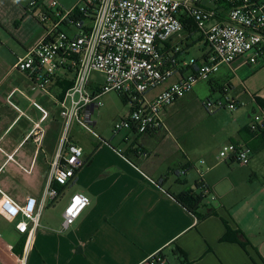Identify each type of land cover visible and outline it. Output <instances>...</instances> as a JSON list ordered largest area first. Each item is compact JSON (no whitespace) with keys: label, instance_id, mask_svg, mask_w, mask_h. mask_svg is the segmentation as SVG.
Listing matches in <instances>:
<instances>
[{"label":"crops","instance_id":"0c3cea01","mask_svg":"<svg viewBox=\"0 0 264 264\" xmlns=\"http://www.w3.org/2000/svg\"><path fill=\"white\" fill-rule=\"evenodd\" d=\"M29 2L0 0V45L14 40L18 44L16 49L20 51L12 63L0 55V108L8 105L6 97L10 91L21 87L49 113L44 122L46 137L37 151L34 141L26 139L33 127L32 122L26 116L20 117L19 112L9 105L16 117L6 116L5 120L0 112V147L6 153L14 154V160H8L0 150L3 155L0 157V184L19 202H24L28 196L40 197L42 194L62 133L54 98L33 89L32 82L24 73L19 71L23 86L6 87L11 75L18 71L14 68L18 58L25 55L44 33V27L37 25L35 15L28 11ZM19 18L24 19L20 24ZM180 42L170 44L179 45ZM259 63H264V60L256 64ZM256 64L238 61L233 69L222 66L213 76L214 84L220 82L214 85L216 89L221 84L225 86L223 96L245 103V106L247 99L254 102L252 116L261 111L255 97L264 98V89L254 84L236 88L230 72L235 74L238 69ZM224 69L227 73L222 74ZM57 83L53 82L51 90L58 95L60 88ZM215 88L211 86L213 91ZM193 91L167 108L164 120L173 119ZM14 100L33 119L42 117V113L28 100L21 96ZM102 113L101 110L99 118ZM128 114L130 111L121 117ZM25 118L28 124L23 125L15 137L9 138L8 130ZM99 118L96 127L103 140L97 141L83 133L80 127H74L72 137L84 148L85 165L68 186L59 187L61 200L67 198L65 207L75 192L88 195L91 203L68 230L62 228L65 207L61 209L59 204L45 209L33 237L27 264H149V259L161 251L166 261L160 264H264V148L255 151L252 148L254 155L248 165H241L233 159L209 161L203 158L209 171L206 173L203 171L205 164L198 165L189 149L181 145L189 143L188 133L178 137L171 133L168 138L163 133L164 129L148 134L127 131L128 138L124 140L123 147L117 149L110 142L119 135L113 133V126L107 135L106 129L100 131ZM253 121L252 117V122L245 125L236 120V127L227 134L218 149L231 142L251 143L253 138L249 132L242 135L241 130L251 126ZM137 146L141 150H136ZM20 165L26 168L33 166L31 175L40 173L41 187L38 191L15 192L23 179L25 187H21L28 189L29 186L26 176H21L24 170ZM203 185L208 187L210 194L199 211L201 215H208L200 219L174 196L186 191L201 194ZM4 221L0 218V264H17L8 255L7 246H15L26 236L16 230L15 224ZM225 221L232 230H240L245 235L246 248L236 242L221 240L227 232ZM5 230H8L7 237L3 235ZM175 247L186 253L188 263L174 252Z\"/></svg>","mask_w":264,"mask_h":264},{"label":"built area","instance_id":"2783aa9c","mask_svg":"<svg viewBox=\"0 0 264 264\" xmlns=\"http://www.w3.org/2000/svg\"><path fill=\"white\" fill-rule=\"evenodd\" d=\"M83 2L70 8L57 0H30L28 4V11L44 25V33L18 58L14 68L30 79L33 89L54 98L62 133L40 197L28 196L19 202L0 186V218L15 224L16 230L26 236L22 254L14 246H7L8 255L17 264H27L43 211L62 196L59 187L68 186L85 165L84 148L72 137L74 127L97 141L103 140L96 116L105 105V95L117 93L130 106V114L114 123V134L122 130L148 134L163 128L167 108L187 97L197 83L215 76L222 66L233 69L238 61L256 64L264 60V0ZM182 14L193 18L209 47L200 59L184 58L189 43L183 46V38L182 46L166 45L184 32ZM54 81H70L72 85L60 97L51 90ZM16 96L31 102L42 117L35 120L29 116L14 100ZM225 99L223 107L231 111L245 104L227 96ZM6 101L20 117L26 116L32 122L26 139H32L39 151L47 133L44 122L48 111L21 87H14ZM204 105L207 109L214 106L210 100ZM263 118L264 111L256 114L252 125ZM0 150L8 160H14V154ZM253 155L249 145L231 142L220 149L219 158L248 165ZM20 166L32 173L33 166ZM202 187L201 194L207 197L210 191L206 185ZM90 203L88 195L73 193L63 212V230H68Z\"/></svg>","mask_w":264,"mask_h":264},{"label":"rangeland","instance_id":"374dc122","mask_svg":"<svg viewBox=\"0 0 264 264\" xmlns=\"http://www.w3.org/2000/svg\"><path fill=\"white\" fill-rule=\"evenodd\" d=\"M57 1L66 8H70L78 3H84L83 0ZM23 20V18H19V24L22 23ZM35 20L37 25H40L42 27L44 26L39 23L37 18ZM182 38L190 44V46L182 54L187 60H190L192 58L200 59L205 53L206 48L209 49L204 40H198L200 38L199 33L189 36V34L185 32V30L182 34L173 36L171 42H178L179 40H182ZM17 46L18 44L14 40L10 41L9 44H1L0 55L9 63H12L17 59L16 55L20 53V51L16 49L18 48ZM183 46H185V44H183ZM224 73H227L225 69L222 71V74ZM230 75L236 88H241L244 84L252 87L250 85L254 84L255 86H259L264 89V63H259L252 66L247 65L241 69H238L235 74L230 72ZM93 76H99V74L94 73ZM16 84H20L22 86L24 84L23 77L21 76L19 71H15L11 75L9 81L6 84V87H12ZM231 95L233 94L231 93ZM208 100H210L214 104V106L207 109L204 104ZM104 101L105 105L102 107V116L99 118V116L97 115L96 118H99L100 120L98 126L99 130L103 132V129H106L105 135H107L114 123L121 118V115H124L128 111H130V106L125 105L122 97L114 92L105 95ZM220 101L222 102V105L219 104ZM246 104V106H241L234 112H231L229 109H222L224 108L223 106L226 105L225 96H223L220 91H213L211 89V85L207 81H200L195 85L193 95L186 98L185 102L182 103V109L177 110L176 116L173 119L164 120V126L162 128L164 129L163 133H166L168 138H170L171 133L176 134L177 137L183 133H188L189 143L181 145H183L184 148L189 149L188 151L197 159L196 161L198 165H200V162L203 158L207 160L215 159L217 161H220V149H218V147L220 144L225 142L227 134L230 131L234 130V127H236L237 125L236 120L247 125L248 123L252 122V117L253 119H255L257 113L253 114L252 116V112L255 108L254 102H252L251 99H247ZM0 109V112L3 114V119L5 120L7 118L6 116L13 118L16 115V113L14 114V111H12L7 104L1 106ZM29 113L33 117H36L33 112ZM259 114L262 115V111H260ZM27 122L28 121L25 118L18 125H13L8 130V133H10L9 138L15 137L20 132L23 125L28 124ZM3 124L4 123L1 124L2 127ZM81 131L86 134V132H84L82 129ZM118 135L119 137H116V139L111 141L110 143L113 147L121 149L123 147L124 140L128 138V132L127 130H122L118 133ZM180 142L184 143L183 141ZM2 146L5 147L4 144H2ZM45 148H47V144ZM0 157L3 158L2 153H0ZM203 171H206V173L208 171L206 163L203 167ZM25 174L26 173L23 172V175L21 176H26V181L29 183L28 189L23 188L25 187V179H23L22 184L20 183L21 185H23V187H21V185H18L15 192L21 194L23 192H26V190L28 192H31L32 190L38 191L41 187L40 173L36 172L33 175ZM1 185L2 184H0V186ZM68 195L69 194H67V197ZM61 199L62 196L56 203H54V205L48 206L47 208H54L60 204L59 207L63 209L65 207V204L67 203V198H64L63 200ZM7 231L8 230H5L3 232L4 237H7ZM16 235L18 237V234ZM16 235L15 239L17 238Z\"/></svg>","mask_w":264,"mask_h":264},{"label":"trees","instance_id":"16d2710c","mask_svg":"<svg viewBox=\"0 0 264 264\" xmlns=\"http://www.w3.org/2000/svg\"><path fill=\"white\" fill-rule=\"evenodd\" d=\"M181 20L184 23L185 32H187L189 34V36H192L193 34L198 33V27H197V24L195 23V21L193 20V18L189 17L186 14H182L181 15ZM198 40H204L205 41V38H204L203 35H201ZM169 44H170V42L166 43L167 46H169ZM206 45H207V43H206ZM189 46H190V44L188 45V47ZM186 49H184V51H186ZM179 55H181V52L179 53ZM215 81L216 80L213 79V77H212L207 82L211 86H213L215 88L214 85H219V83H220V82L219 83L216 82L217 84H214ZM71 85H72V82H70V81H65V82L58 81L57 87L60 88V91L58 92V95L60 97H62L63 93L65 92V90L67 88H69ZM214 90L215 91H220L221 93H224L225 86L223 84H221L219 86V89L215 88ZM255 101H256V104L258 105L259 109L261 111H264V98L255 97ZM245 131H248L249 132V136L251 138H253V141L251 143L247 144V145H249L251 148H253L254 151L256 149H258V148H264V118L262 119V121L256 122L255 124L249 126L248 128H245L244 130H241V134L243 135ZM137 149L138 148H136V150ZM157 184L160 185V182L158 181ZM55 185L58 186L56 183H55ZM174 197L177 199V201L180 204H182L189 211H191L194 214H196L200 219H203L204 217H206L208 215V214L201 215L199 213V211L204 206L203 202H204V200L206 198V197H203L202 194H196V193H194L192 191H186V192L180 193V194H178V195H176ZM225 223H226V226H227V232H226V234L223 236V238L221 240L222 241L236 242V243H239L242 247L246 248L247 240H246L245 235L240 230H232L231 227L229 226V224L226 221H225ZM25 240H26V238L23 237L14 246V249H15V251L17 253L22 254ZM174 252L176 254H178L181 258H183L185 263L186 262L188 263L187 255L182 249H180L179 247H175V251ZM164 261H166V257L163 254V252L161 251V252L157 253L153 257V260H149L148 263L150 264L151 262H154V264H160V263H162Z\"/></svg>","mask_w":264,"mask_h":264}]
</instances>
